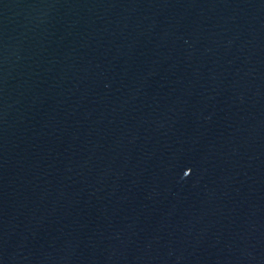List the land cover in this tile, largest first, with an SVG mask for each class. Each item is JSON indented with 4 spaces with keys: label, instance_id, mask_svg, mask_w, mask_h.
I'll list each match as a JSON object with an SVG mask.
<instances>
[{
    "label": "water",
    "instance_id": "water-1",
    "mask_svg": "<svg viewBox=\"0 0 264 264\" xmlns=\"http://www.w3.org/2000/svg\"><path fill=\"white\" fill-rule=\"evenodd\" d=\"M0 264H264V0H0Z\"/></svg>",
    "mask_w": 264,
    "mask_h": 264
}]
</instances>
